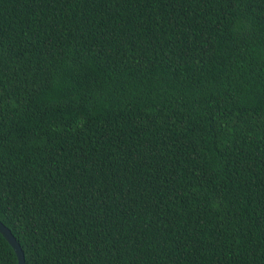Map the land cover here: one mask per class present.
Returning a JSON list of instances; mask_svg holds the SVG:
<instances>
[{
	"label": "trees",
	"instance_id": "1",
	"mask_svg": "<svg viewBox=\"0 0 264 264\" xmlns=\"http://www.w3.org/2000/svg\"><path fill=\"white\" fill-rule=\"evenodd\" d=\"M0 221L25 264H264V0H0Z\"/></svg>",
	"mask_w": 264,
	"mask_h": 264
},
{
	"label": "water",
	"instance_id": "2",
	"mask_svg": "<svg viewBox=\"0 0 264 264\" xmlns=\"http://www.w3.org/2000/svg\"><path fill=\"white\" fill-rule=\"evenodd\" d=\"M0 235L7 241L10 247L13 249L17 258V264H25L24 254L20 248V245L12 235L11 231L0 221Z\"/></svg>",
	"mask_w": 264,
	"mask_h": 264
}]
</instances>
